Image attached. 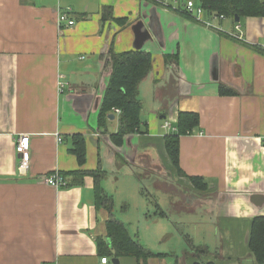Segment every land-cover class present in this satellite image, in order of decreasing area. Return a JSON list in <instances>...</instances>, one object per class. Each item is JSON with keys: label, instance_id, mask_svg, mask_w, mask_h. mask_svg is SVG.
I'll return each instance as SVG.
<instances>
[{"label": "crops", "instance_id": "obj_1", "mask_svg": "<svg viewBox=\"0 0 264 264\" xmlns=\"http://www.w3.org/2000/svg\"><path fill=\"white\" fill-rule=\"evenodd\" d=\"M176 1L0 0V264H112L110 214L79 175L96 171L112 219L155 255L119 264H264L249 248L264 218V18L195 19ZM66 9L75 25L59 29ZM110 50L147 53L152 66L138 86L147 132L118 144L119 115L99 118ZM181 112L198 124L179 136L176 168L165 139ZM19 135L30 138L24 174ZM76 136L83 166L69 152ZM54 172L66 187L44 183Z\"/></svg>", "mask_w": 264, "mask_h": 264}, {"label": "trees", "instance_id": "obj_2", "mask_svg": "<svg viewBox=\"0 0 264 264\" xmlns=\"http://www.w3.org/2000/svg\"><path fill=\"white\" fill-rule=\"evenodd\" d=\"M152 1V0H151ZM199 6L208 14L222 15L235 22V18L258 17L264 18V0H196ZM106 10V9H105ZM108 10V9H107ZM109 12V11H108ZM105 13L102 20L109 18ZM151 58L147 53L126 52L115 54L111 50L105 60V69L109 72V80L101 103L99 118L100 125L113 113L114 109L120 111L118 116V128L115 137L116 143L129 134H144L146 129L141 123V102L138 99V86L147 73L151 70ZM221 95L232 94L231 90L220 87ZM198 124V116L195 113L181 112L175 124L176 132L165 139V149L172 162L178 167V138L181 135L190 134ZM69 152L75 156L79 166L85 164V145L81 137L76 136ZM81 176H91L94 179L95 205L104 207L110 214L107 222V238L110 240L112 252L107 256L118 259L120 257H133L147 260L155 256L143 249L138 243L131 240L123 225L112 219V200L99 187L102 175L96 172H81ZM193 185L203 188L202 181L198 178H190ZM249 248L257 262L264 261V218L254 219L249 238ZM198 251L197 249H195Z\"/></svg>", "mask_w": 264, "mask_h": 264}, {"label": "built area", "instance_id": "obj_3", "mask_svg": "<svg viewBox=\"0 0 264 264\" xmlns=\"http://www.w3.org/2000/svg\"><path fill=\"white\" fill-rule=\"evenodd\" d=\"M155 4H158L162 7H168V5L172 2L173 5L177 4L176 0H152ZM182 11H184L190 17H194L195 19H200L204 13V10L199 6L196 5L194 0H186L184 2ZM215 18L219 20H223L225 17L222 15L216 16ZM57 23L59 29H66L71 28L75 25V21L73 18H70V9H66L63 12L59 13L57 18ZM235 30L238 31V27H235ZM238 37V36H235ZM240 38V37H238ZM264 49V43L262 45ZM59 88H62V85H59ZM114 114L119 115L120 111L114 109ZM164 129H171V123L165 121L163 123ZM29 148H30V138L28 135H19L15 140L14 151L18 157V172L20 174H24L29 169L30 163V155H29ZM262 152L264 153V139H263V147ZM43 181L46 185L58 190L60 188L66 187L67 183L57 172H54L46 177L43 178ZM101 264H107V258L101 259Z\"/></svg>", "mask_w": 264, "mask_h": 264}, {"label": "water", "instance_id": "obj_4", "mask_svg": "<svg viewBox=\"0 0 264 264\" xmlns=\"http://www.w3.org/2000/svg\"><path fill=\"white\" fill-rule=\"evenodd\" d=\"M238 21H239V19L236 17V18H235V22H238ZM111 117H112V116L109 115L108 118H111ZM111 263H112V264H119L118 259H112V260H111Z\"/></svg>", "mask_w": 264, "mask_h": 264}]
</instances>
